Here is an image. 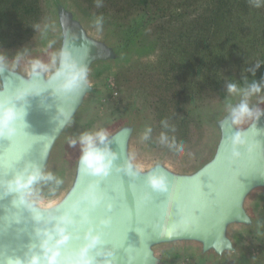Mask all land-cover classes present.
I'll list each match as a JSON object with an SVG mask.
<instances>
[{"label": "water", "instance_id": "95a60500", "mask_svg": "<svg viewBox=\"0 0 264 264\" xmlns=\"http://www.w3.org/2000/svg\"><path fill=\"white\" fill-rule=\"evenodd\" d=\"M51 1L59 29L55 66L25 70L0 59V104L25 113L13 125V135L0 137V264L17 258L26 264L32 255L44 264L45 241L58 250L61 264H75L88 234L100 236V243L87 252L93 264H163L158 249L178 244L197 245L202 255L218 258L236 254L230 230L254 228L247 203L264 191V107L245 124L233 122L235 103L214 118V150L190 171L161 162L140 167L132 154L138 126L130 120L97 142L109 153L106 173L91 174L83 167L82 147L69 175L61 170L59 179L50 181L56 152L94 92L92 69L127 55L126 49L92 35L66 2ZM64 52L87 69V83L77 91L59 88ZM237 133L245 144L233 145ZM33 173L38 174L35 181L20 191H8L9 181ZM150 175L166 178L167 194L153 190ZM43 186L54 188L48 195L56 191L60 198L46 205L36 201L33 194ZM58 228L68 236L61 245L56 243Z\"/></svg>", "mask_w": 264, "mask_h": 264}, {"label": "rangeland", "instance_id": "374dc122", "mask_svg": "<svg viewBox=\"0 0 264 264\" xmlns=\"http://www.w3.org/2000/svg\"><path fill=\"white\" fill-rule=\"evenodd\" d=\"M63 1L92 35L120 49H125L126 31L143 14L139 0ZM43 2L45 13L37 29L16 45L1 47L2 61L25 70L55 66L59 29L52 1ZM150 2L148 20L140 24L144 28L140 45L126 49L123 60L92 69L94 92L62 143L65 146L56 152L48 180H58L61 170L65 177L69 175L72 160L83 147V134H108L130 120L138 126L132 154L140 167L161 162L177 171H190L214 150V118L232 103L237 110L246 104L253 115L264 107V0ZM251 75L258 77L242 88L230 89L232 78L248 82ZM253 86L259 91H253ZM44 186L34 192L36 201L46 205L60 198L56 191L48 195L54 188ZM247 209L255 225L230 230L236 254L218 258L212 253L202 255L197 245L178 244L158 249V256L163 264H264V191L252 196Z\"/></svg>", "mask_w": 264, "mask_h": 264}, {"label": "clouds", "instance_id": "9594fccd", "mask_svg": "<svg viewBox=\"0 0 264 264\" xmlns=\"http://www.w3.org/2000/svg\"><path fill=\"white\" fill-rule=\"evenodd\" d=\"M259 3H257V7ZM57 77H62V82L59 85L61 91L71 92L77 91L84 83H87V69L83 66H78L70 58L69 53H62V71L57 73ZM230 89H234V86H230ZM253 91H259L257 86H253ZM25 113L21 110H17L12 106H4L0 104V137H10L16 131L13 126L16 121L23 120ZM253 113L247 108L246 104H241L238 110L233 111V122L240 123L246 116H252ZM259 115V113H255ZM106 133L100 131L95 135L85 133L80 137V142L83 145L82 155L80 162L85 169L91 174H104L107 172L111 163L107 157L109 153L106 149H100L97 147V142L102 143L106 138ZM233 145H243L245 140L241 134L237 133L233 137ZM75 144V141H72ZM139 167V166H138ZM38 178V174L33 173L27 178L22 176H16L12 181L8 183V191H20L28 184L32 183ZM148 183L153 190L167 194L169 191V185L164 176L150 175L148 177ZM23 202V200H21ZM57 232L60 234V239L57 240V245L64 244L68 240V236L64 234V229L58 228ZM47 235V234H46ZM51 239V236L48 237ZM88 243L80 249L79 257L75 261V264H93V258L87 256L88 249L95 247L100 243L99 235H86ZM41 247L44 249V264H61L58 260V250L48 247L47 241H45ZM48 253H51L50 255ZM8 264H25L24 261L17 258L14 261L9 260ZM26 264H41V259L37 255H32L26 262Z\"/></svg>", "mask_w": 264, "mask_h": 264}, {"label": "trees", "instance_id": "16d2710c", "mask_svg": "<svg viewBox=\"0 0 264 264\" xmlns=\"http://www.w3.org/2000/svg\"><path fill=\"white\" fill-rule=\"evenodd\" d=\"M139 1L143 6L141 10L143 14L137 19L138 22L130 25L126 31L123 42L125 49L130 47L131 50L135 43L140 45L138 38H140L141 29L148 20L147 12L150 11L151 0ZM44 13L43 0H0V48L20 43L33 29H37L36 27L41 18L43 19ZM141 23L143 26H140ZM255 77L258 76L251 75L248 82L232 78L230 80L231 86H234L235 89L242 88ZM221 95L225 97L226 94Z\"/></svg>", "mask_w": 264, "mask_h": 264}]
</instances>
